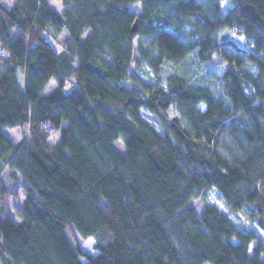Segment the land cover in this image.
<instances>
[{
    "label": "trees",
    "instance_id": "trees-1",
    "mask_svg": "<svg viewBox=\"0 0 264 264\" xmlns=\"http://www.w3.org/2000/svg\"><path fill=\"white\" fill-rule=\"evenodd\" d=\"M60 1L0 0V264H264V0Z\"/></svg>",
    "mask_w": 264,
    "mask_h": 264
},
{
    "label": "rangeland",
    "instance_id": "rangeland-1",
    "mask_svg": "<svg viewBox=\"0 0 264 264\" xmlns=\"http://www.w3.org/2000/svg\"><path fill=\"white\" fill-rule=\"evenodd\" d=\"M4 3L8 2V0H2ZM222 6L224 11H226L228 9V7L232 6V3L229 0H221ZM51 4L53 7H55L56 9H58L59 11H62V3L60 0H51ZM136 8H138V5H135ZM56 46V49L58 51H60L62 49V47L60 45H58L56 42L54 43ZM148 69V68H145ZM144 70V69H143ZM150 70H146V71H141L142 75L146 78H149L150 76ZM74 82L73 80H69L65 86V89L68 90L73 86ZM57 86V81L55 78H52L46 88V92H50L51 90H53L55 87ZM15 129L12 128H6L5 131L8 134H12L13 131ZM18 132V131H17ZM15 132L13 135H15V138H19L20 137V132ZM60 133L61 130H58L56 133H54L51 137L50 140L53 142H57L60 138ZM124 149V148H123ZM23 194V193H21ZM21 198V195H19V197L17 198L18 200ZM17 200V201H18ZM210 202V203H215L217 204L223 211L228 212L227 207L225 206L224 201L222 200L220 194H219V190L216 186H214L206 195H202L199 197H196L192 200L191 204L194 205L195 210L197 212V214H201L204 208V205L206 202ZM16 202V201H15ZM229 214L231 215L232 219L241 227H243L244 225H246L247 227H251V224L247 221V219L243 216L242 213H233V212H229ZM261 239L264 241V230H261L259 228H257ZM68 234H70V229H67ZM82 250H84L87 253L90 254H96L97 250L95 248V238L94 237H90L86 240H84L81 244ZM206 264H210V263H206Z\"/></svg>",
    "mask_w": 264,
    "mask_h": 264
},
{
    "label": "crops",
    "instance_id": "crops-1",
    "mask_svg": "<svg viewBox=\"0 0 264 264\" xmlns=\"http://www.w3.org/2000/svg\"><path fill=\"white\" fill-rule=\"evenodd\" d=\"M22 198H23V194H21V198L15 202V207H18L21 204Z\"/></svg>",
    "mask_w": 264,
    "mask_h": 264
},
{
    "label": "water",
    "instance_id": "water-1",
    "mask_svg": "<svg viewBox=\"0 0 264 264\" xmlns=\"http://www.w3.org/2000/svg\"><path fill=\"white\" fill-rule=\"evenodd\" d=\"M136 26H137V23L135 22V23L133 24L132 31H135V30H136Z\"/></svg>",
    "mask_w": 264,
    "mask_h": 264
}]
</instances>
